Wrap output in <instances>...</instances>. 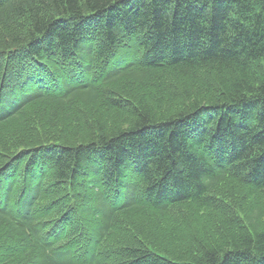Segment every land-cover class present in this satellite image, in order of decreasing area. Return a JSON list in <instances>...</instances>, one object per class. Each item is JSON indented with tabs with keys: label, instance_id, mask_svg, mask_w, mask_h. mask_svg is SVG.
I'll use <instances>...</instances> for the list:
<instances>
[{
	"label": "trees",
	"instance_id": "trees-1",
	"mask_svg": "<svg viewBox=\"0 0 264 264\" xmlns=\"http://www.w3.org/2000/svg\"><path fill=\"white\" fill-rule=\"evenodd\" d=\"M262 62L264 0H0V264H264ZM186 206L220 227L104 248Z\"/></svg>",
	"mask_w": 264,
	"mask_h": 264
},
{
	"label": "rangeland",
	"instance_id": "rangeland-1",
	"mask_svg": "<svg viewBox=\"0 0 264 264\" xmlns=\"http://www.w3.org/2000/svg\"><path fill=\"white\" fill-rule=\"evenodd\" d=\"M116 65L118 64L116 63ZM261 65L262 67H260ZM260 66V82L264 83V62H262ZM167 85L172 89L181 88V82L174 77L168 78ZM215 95H217V93H215ZM29 112H36V109L30 108ZM33 124H35V121L30 123L31 126L26 129L4 131L3 133L9 138V142L6 144L7 147L4 148L16 150L19 146L24 144V141L28 143L34 141L33 139H35L37 135L35 134V125ZM36 125H38V122H36ZM214 195L221 198L222 201L231 200L230 198L236 196L233 192H229L227 188L219 191L216 190ZM231 202H233V200ZM216 213L217 208H215V210H203V216L207 217L210 214V217L212 215L211 219L207 218L209 222H197L193 225H190L191 222L188 223L186 216L193 215L195 212H192L187 206L172 211L168 217H158L150 211L134 216H121V222L117 227L116 233L111 239L104 243V248H121L133 242H139L149 249L164 252L166 249L165 247L170 243L179 244L183 242L184 237L191 234V229L193 227L195 231L197 228L196 226L209 230L211 229L209 226L211 223L214 224V229L220 227L219 225L221 224L217 219Z\"/></svg>",
	"mask_w": 264,
	"mask_h": 264
}]
</instances>
